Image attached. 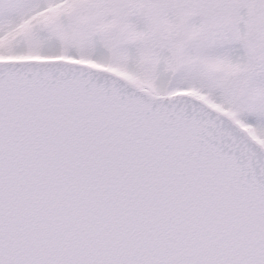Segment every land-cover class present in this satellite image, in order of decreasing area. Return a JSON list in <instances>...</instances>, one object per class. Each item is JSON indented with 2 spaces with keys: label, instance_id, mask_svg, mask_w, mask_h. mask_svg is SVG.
I'll return each instance as SVG.
<instances>
[{
  "label": "snow or ice",
  "instance_id": "snow-or-ice-1",
  "mask_svg": "<svg viewBox=\"0 0 264 264\" xmlns=\"http://www.w3.org/2000/svg\"><path fill=\"white\" fill-rule=\"evenodd\" d=\"M0 264H264V0H0Z\"/></svg>",
  "mask_w": 264,
  "mask_h": 264
}]
</instances>
